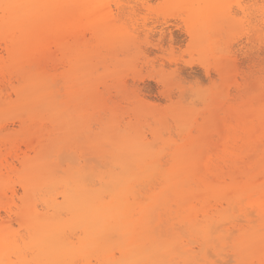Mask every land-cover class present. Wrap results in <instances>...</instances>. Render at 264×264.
<instances>
[{
  "label": "rangeland",
  "instance_id": "obj_1",
  "mask_svg": "<svg viewBox=\"0 0 264 264\" xmlns=\"http://www.w3.org/2000/svg\"><path fill=\"white\" fill-rule=\"evenodd\" d=\"M63 6L65 10L71 8L74 14H83L77 27L81 31L68 38L66 47L53 45L50 51L41 46L52 56L38 47L42 42L34 46L30 41L32 36L25 32L14 36L16 40L21 39L17 43L10 34L0 37V170L3 175L6 173L4 177L8 176L4 180L7 194L3 197L8 202H3L5 207L0 203V221L5 220L3 222L20 240L27 239V232H23L26 229L16 213L24 195L19 178L23 175L20 170L24 159L49 175L82 178L87 181L84 184L90 183L87 187L102 190L104 183L97 177L100 172L121 176L123 168L110 154L108 157L92 153L87 146L91 140H96L100 141V146L110 147L119 134L150 146L161 169L153 175L155 179L136 182L137 189L130 195V202H145L146 196L162 187L160 176L175 168L179 159L176 157L187 158L194 162L192 166L200 174L195 173L196 179L193 177L190 181L192 192L197 193L190 196L195 210L194 234L198 235L201 222L211 231V238L206 242L209 245H205L206 257L197 258L198 262L263 264V257L257 253L248 255L243 247L236 249L233 242L244 236L254 237L256 228L264 232V222L259 219L261 215L253 202L262 199L264 170L256 176L239 172L231 158L239 156L240 149L244 150L240 151L241 159L246 160L252 158V153L260 154L264 149V129H261L264 128V0H65ZM30 16H35L34 23L30 22ZM8 17L4 15L2 20L30 22V27L37 22L33 13ZM23 34L26 35L22 37L24 40ZM16 55L20 57L18 62ZM40 58L49 59L45 70L35 68L36 65L33 68V62ZM50 60L53 65L56 63L52 68ZM35 79L39 86L33 89L28 83ZM24 90L27 91L21 93ZM51 107L59 114L56 122L51 118ZM31 116L34 117L31 119ZM246 127L253 128L249 131ZM29 134L34 145L27 138ZM49 140V144L57 141V146L51 148L47 144ZM41 146L46 149L42 157L39 156ZM44 155L50 171L46 170L48 164H44L45 168L41 166ZM131 167L137 171L136 166ZM91 175L95 176L92 181ZM252 186L260 188L250 190ZM9 189H15L16 194ZM63 189L65 186L57 191L62 194ZM109 191H112L111 185ZM60 193L46 195L47 199L38 194L37 207L55 212L51 204H64ZM53 195L58 200L55 201ZM104 197L110 198L108 193H104ZM170 201L173 205V199ZM45 202L51 207L47 208ZM172 205L174 214L163 208L158 210L157 215L168 211V216L161 215L163 226L174 219L173 222H177H172L174 227L185 228V224H178L174 216L176 204ZM6 206L12 207V211ZM62 214L63 218L69 217ZM204 214H208L210 222H203ZM73 231H65L66 239L77 240L81 232ZM199 239L195 246L192 243L195 251L199 250ZM20 243L23 244L22 240ZM27 251V260L31 258L29 262L35 264L32 251ZM114 251L119 254L117 249ZM245 254L247 257H243ZM101 262L97 255L90 256L87 263L76 259L77 264Z\"/></svg>",
  "mask_w": 264,
  "mask_h": 264
},
{
  "label": "bare ground",
  "instance_id": "obj_2",
  "mask_svg": "<svg viewBox=\"0 0 264 264\" xmlns=\"http://www.w3.org/2000/svg\"><path fill=\"white\" fill-rule=\"evenodd\" d=\"M64 3H65V0H0V37H5L6 35L10 34L9 37L12 38L13 36L14 38L15 35L25 32L27 36H32L30 38L31 39L30 41L34 44V46L36 44H39V42L43 43L42 45L40 44L39 46L37 45L40 49L41 48L43 49V47H41L43 45L44 47L48 48V50L50 49L51 46L53 47V45H58L60 47H66V44H68L67 43L68 38L71 35H75L74 33L79 34V31H81V29L77 27L79 26V23H80L79 19L83 17V14L82 13H76V14L72 13L71 8H67L68 10H65L64 9L65 7L63 6ZM27 13L36 14V18H35V20L37 21L35 22L36 26L30 27L31 26L30 22L32 21L34 23L33 18L35 16L34 17L30 16L32 17V19L30 20L29 23L20 22L19 20L6 23L5 22L6 19H4V21L2 20V18H4V15H8L9 16L8 18H15V17L27 15ZM41 18H42V21H40ZM26 35L23 34V36L21 35L20 36L22 38ZM19 39L20 38L16 40L14 38L13 42L17 43ZM24 39L22 38V40ZM31 46L33 45L31 44ZM46 48H44L43 50L45 51ZM36 49L38 51V48ZM58 50H61V49H58ZM50 51L52 50L50 49ZM45 52H48L46 54H49V51H45ZM75 52H78V51H75ZM42 54L41 55L37 54V55L38 57L39 56L43 57L44 55H46V54L44 55ZM65 55H66V52H65ZM47 56L46 58H50ZM50 56H52V54ZM36 57L37 56H34L33 58H36ZM46 58L36 59L33 62V64L35 63L34 66L31 65L29 68H31L32 66L34 68L36 65L35 68H38L39 70L40 69L45 70L46 68L44 67H46L49 62V59H46ZM81 58H78V59L81 60ZM15 61L16 62L20 61V57L18 55H16ZM51 62H52V65L51 64L49 65H51L50 67L52 68V66L56 65V63L53 65L54 62L53 61ZM24 70L26 71L27 68H24ZM48 70L49 69H47V71ZM28 73L26 75L27 77H28ZM38 82L39 81L37 79H35L32 82L29 81L28 86H33V89H35L37 86H39ZM26 91L27 90H24L21 93H24ZM81 95L79 96L81 97ZM80 99H82V97L79 98L78 100ZM49 109L51 111V118L53 122H56L59 119V114L53 107ZM33 117L31 116V119ZM26 119L24 118V120ZM26 125L28 126V123H26ZM30 127L31 126H29V128ZM29 128H27L26 130L28 131ZM252 128L253 127H246V130L251 131ZM255 129L256 128H254V130ZM261 129H264V128L262 127ZM252 133L253 132H251L250 135H252ZM27 138L30 139L31 142L29 140L28 141L32 144L33 140L31 139L33 137L31 136V134H29ZM109 141H110V138H109ZM49 142L50 140L48 141L47 144L51 146V148L54 146L55 147L57 146V141L55 144H54V140L50 144ZM34 144L35 142L33 143V145ZM47 144H46V147H47ZM99 144H100V141L91 140V143H89L87 148L91 150L92 153H96V154L99 153L102 155H107L108 157L110 154L113 161L116 162L117 164L121 163V167L123 168V171H122L123 174L121 173L122 174L121 176L113 175V173L109 171L108 172L105 171L106 174L104 175H103L104 171L102 172V174L100 172V174L97 177L104 183L102 190H95L94 188L87 187L86 185L90 183L84 184V181L86 180L83 181L82 178L80 179L75 176L74 177L77 179H74L73 177L70 178L69 175L67 174L59 176L53 173V175H49L46 173V171L44 172L39 171L36 169V166L33 165V163H30L29 159H24L21 162L22 169L20 171L23 173V175L19 178H20V184L22 185V188L24 191V195L21 198L22 200L21 205L18 206V211H16V213L17 215H19L21 219V225L24 227V229H26V231L23 229L24 230L23 232H27V239L26 237H25L26 240L24 238L21 239L23 242V244H21L20 243L21 240L19 239V237L17 238V236H15V233H13L10 227L7 226L5 222H3L5 220L0 221V264H27L29 260L31 259L30 258L29 260H27V255H26L27 253L25 254V251L27 250L32 251L33 259L34 261H36L35 264L36 263L37 264H75L76 259H79V258L81 260H86V263H87L89 261V257L92 255H97L99 259H101L102 264H142L144 261H145V264L146 262H148V264H203V263L198 262L197 258L199 260L205 259L206 257L205 252L207 248L205 245H209V244H206V242L208 238H211V235L209 233L210 230L208 231L207 227L205 226V223L199 222L201 225L199 226L200 228L199 231H197L198 233V235H196L197 238H195L196 236L194 233L196 232L194 231V228L192 227V224L194 222L192 218L195 217L193 215V212L195 210L193 209L194 205H192V203L190 202V199H191L190 196L191 194L193 195L197 194V193L192 192V188H191L192 183L190 182L191 178L193 177L195 178L196 175L194 176V174L197 172L196 168H193L192 166L193 161L187 158L182 160L183 157H179V155L176 152V154L178 155V157L176 158H179V159H177L176 162L174 161L176 164V165L174 164L175 168L170 173H167V172L163 173L161 175L162 178L160 176V179L163 180L162 181L163 184H161L162 187L161 188L159 187V189H157L158 191L153 190L152 191L153 193H151L149 196H146L147 200L145 199V202L143 200H142L143 202L141 201L140 202H135V201L130 202L129 201L130 195L133 194V192H135L134 191L135 189H137L135 188L136 182H138L139 180L146 181V179H150V177H151V180L155 179L153 175L160 169L158 161H157L158 159H156L155 151H153V149L150 148V146H148L146 143L140 142L139 139H133L132 141V139L125 137V136L121 137L119 134L115 137V143L112 146L104 147V146H100ZM37 145L39 146V143H37ZM41 147L42 148H41V152L39 156L42 154L43 150L46 151V149H44L45 146H41ZM83 147L86 148V144H84ZM240 151L242 153L244 152V150L240 149L238 152L239 156H234L231 158V160L233 161L234 167H236V169H238L239 172H243V173L245 172L247 174L248 173L252 174V176L253 175L256 176L260 174V170H264V149L262 153L260 154L254 155V153H252L254 156L251 154L252 158L251 159L248 158L247 160L244 158L241 159L242 153ZM63 152H61L62 155H63ZM37 153H38V150H37ZM21 158L22 157H20V159ZM45 158H47V156L44 155L43 157L44 163L41 166L45 168L44 164L45 163L48 164V167L46 165V167L48 168L46 170L50 171V168H49L50 165ZM85 158L88 159V157H85ZM92 158H95V156ZM89 159L91 158L89 157ZM41 160L39 161L41 162ZM76 160H78V158ZM82 161L83 160H81V163ZM227 161H230V160H227ZM71 162L74 164V161L71 160L70 163ZM106 163L109 164L107 161ZM95 164H97L98 166V163H95ZM132 165L137 167L136 172L135 170L131 169ZM172 167L174 166L172 165ZM194 167H195V164H194ZM12 170L15 171V169L13 168ZM0 172H1L0 173V203L2 204L0 205L3 206V202H5L6 204L8 202V201L6 202L3 198L4 196L6 197V194H7V190L5 192V186L7 185L6 184L7 181L6 183H4L5 182L4 180H7L6 177L8 176L4 177L6 173L3 175L1 170ZM95 176L93 175V177ZM93 177L92 175L90 176L91 181ZM85 178H88V176ZM198 178H201V177H198ZM151 180H149V182ZM202 180L203 179H201L200 181ZM109 183L112 188L111 192L109 191V188H110ZM64 186H65V189H63L64 193H62L64 197L63 199L64 204H58V205L51 204V206L53 207L52 210L55 212L49 213V211L47 210L42 211V209L40 210L37 207V204L35 201L37 200L36 197L38 194L40 195L43 194L44 196L52 195V194L56 195L61 192L57 190H59L60 188H63ZM199 187L201 189V186ZM257 188H260V187L252 186L250 190L251 189L254 190ZM261 189L262 190L260 191H262L261 194H262L263 200L262 199H260V201L254 200L253 202H254V205L257 206V211H259V214L261 215L259 219L264 222V188H261ZM54 191L55 192L57 191V193H54ZM16 192L17 191L15 189L11 191L13 195H15ZM104 193H108V196H110V198L105 199ZM195 196L197 199H199L197 195ZM47 197L48 196H46V199ZM39 198L41 199V197ZM56 198L57 197L54 196L55 201L58 200ZM134 199L136 200L137 197H134ZM172 199L174 203L176 204L175 209L177 210L176 215L174 216L175 218H177V220H179L178 221L179 225H181L180 223L185 224V228L183 226H182L183 228H180L178 224L177 225L179 228L174 227L175 224L177 223V222L176 223L173 222V221H176L174 219L172 221L173 223H175L174 225L172 224V222H171L172 225L169 224V222H167L169 225L163 226L164 222L161 216L163 212H161V215L160 214L157 215V213L160 212L158 211L160 208H163V210L166 209L171 212L173 211L171 210V207H170V204L172 205V203H169V200L172 201ZM10 200H12L11 197H10ZM43 200L45 201L44 198ZM50 201L48 200V202ZM46 202H45L46 207L48 205L47 208H50L51 207L49 206L50 204L49 203L46 204ZM58 203H62V202L59 201ZM17 204H20V203H17ZM6 207L8 211L11 210L12 208L10 206H6ZM168 211H166V213H168ZM63 212L65 215H68L69 217L63 218L62 217ZM165 214L163 215L165 216ZM166 215L168 216V214ZM207 215L204 214L205 220H203V222L209 221L208 219L209 216ZM196 219L198 218L196 217ZM187 223H188V226H187ZM195 224H198V223H195ZM76 229H79V231L81 232L80 233L81 235L79 234V236H77V240L76 241L72 240V237L70 239H66L65 231L66 230L75 231ZM74 231L72 233H74ZM255 233L256 234L254 237L244 236L240 239H236L233 243L235 244L236 249H239L238 247H243V252H245L246 254L248 253V255H251V254L257 253L260 258L263 257L264 259V239H263L264 237L262 238L264 232H261L260 229L256 228ZM198 239L201 240V242L198 244L199 246L197 245L199 250L195 251L194 246H195V243H198L197 242ZM192 243L194 244V246H192L193 245ZM24 247L26 249L25 251H24ZM115 249L118 250V253H119L118 255H116L117 253L115 254V251H114ZM210 254L211 253H209V255ZM246 254L243 257H247ZM262 263L264 264V262Z\"/></svg>",
  "mask_w": 264,
  "mask_h": 264
}]
</instances>
